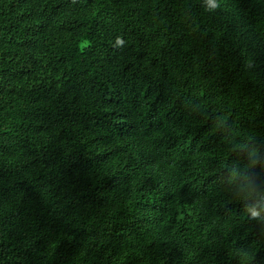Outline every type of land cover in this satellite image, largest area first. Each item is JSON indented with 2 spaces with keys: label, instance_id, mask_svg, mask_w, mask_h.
Returning a JSON list of instances; mask_svg holds the SVG:
<instances>
[{
  "label": "trees",
  "instance_id": "obj_1",
  "mask_svg": "<svg viewBox=\"0 0 264 264\" xmlns=\"http://www.w3.org/2000/svg\"><path fill=\"white\" fill-rule=\"evenodd\" d=\"M217 2L0 0V264H264V0Z\"/></svg>",
  "mask_w": 264,
  "mask_h": 264
},
{
  "label": "clouds",
  "instance_id": "obj_2",
  "mask_svg": "<svg viewBox=\"0 0 264 264\" xmlns=\"http://www.w3.org/2000/svg\"><path fill=\"white\" fill-rule=\"evenodd\" d=\"M204 4L206 5L205 11H214L220 6L217 0H204ZM120 43H122V41H120ZM252 214L253 216L257 215L255 212Z\"/></svg>",
  "mask_w": 264,
  "mask_h": 264
}]
</instances>
